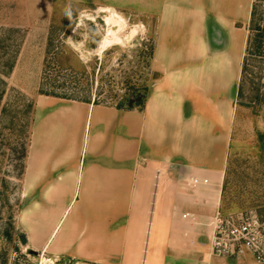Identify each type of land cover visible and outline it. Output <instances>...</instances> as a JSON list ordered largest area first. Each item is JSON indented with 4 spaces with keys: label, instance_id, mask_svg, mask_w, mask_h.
Here are the masks:
<instances>
[{
    "label": "crops",
    "instance_id": "crops-1",
    "mask_svg": "<svg viewBox=\"0 0 264 264\" xmlns=\"http://www.w3.org/2000/svg\"><path fill=\"white\" fill-rule=\"evenodd\" d=\"M253 1L164 0L142 110L40 94L23 172L33 249L84 264H264L211 250L241 81L237 23ZM62 198L68 207L50 205Z\"/></svg>",
    "mask_w": 264,
    "mask_h": 264
},
{
    "label": "rangeland",
    "instance_id": "rangeland-1",
    "mask_svg": "<svg viewBox=\"0 0 264 264\" xmlns=\"http://www.w3.org/2000/svg\"><path fill=\"white\" fill-rule=\"evenodd\" d=\"M163 1L0 0V264H84L69 255L35 250L28 238L22 166L35 109L25 113L26 105L36 103L41 92L135 103L131 86L144 92L158 77L147 52L157 35ZM253 4L256 20H264V0ZM249 26V20L237 23L247 67L241 71L242 90L225 139L224 214L264 208V57L245 59L253 35ZM10 63L13 71L6 74ZM77 197L63 230L83 204ZM50 205L65 208L69 200Z\"/></svg>",
    "mask_w": 264,
    "mask_h": 264
},
{
    "label": "built area",
    "instance_id": "built-area-1",
    "mask_svg": "<svg viewBox=\"0 0 264 264\" xmlns=\"http://www.w3.org/2000/svg\"><path fill=\"white\" fill-rule=\"evenodd\" d=\"M196 186L197 180L192 177ZM208 182L207 179L204 180ZM211 250L219 256H251L264 262V208L224 214L217 209L212 220Z\"/></svg>",
    "mask_w": 264,
    "mask_h": 264
},
{
    "label": "trees",
    "instance_id": "trees-1",
    "mask_svg": "<svg viewBox=\"0 0 264 264\" xmlns=\"http://www.w3.org/2000/svg\"><path fill=\"white\" fill-rule=\"evenodd\" d=\"M255 4H253L252 6V11H251V17H250V26H249V29L250 31L253 32V35L248 39L247 43H246V48H245V51H246V60L248 59L247 57H254V58H257L258 56H262L264 57V20L261 18V20H256L255 18ZM152 46L150 47L149 51L147 52V57L151 60L152 57H153V54H154V49H155V45H154V42L151 44ZM13 63H10L9 64V68H8V72L6 74H9L13 71ZM246 67H247V63L246 61L244 60V63L242 65V73H244V71L246 70ZM130 80H128L127 82H129ZM4 83V82H3ZM131 90L133 91L132 94L133 95H136V101L135 103L129 105L127 103L128 101V98H126V102H124L123 100L119 101L117 104H115L117 107L119 108H129V109H132L134 107H138L140 110H142L144 108V103H145V100H146V96H147V93H148V90H149V86H144V92L142 90H140L139 88L135 87V86H131ZM242 90V87L240 86V92ZM2 92H1V95H0V98H2ZM40 94H46V95H51V96H57V97H66V98H71V97H68V96H62V95H59V94H55L54 92H41ZM34 108L35 109V103H31L29 102V104L26 105V111L25 113H29L30 111V108ZM26 117V115H25ZM24 128H25V125H24ZM25 133H29L28 129L27 130H24ZM23 131V132H24ZM30 135V133H29ZM30 137V136H29ZM29 146V145H28ZM27 150H28V147L26 146L25 150H24V153H23V156H24V159L26 158V155H27ZM24 166H25V163H23V170H22V173L24 172Z\"/></svg>",
    "mask_w": 264,
    "mask_h": 264
},
{
    "label": "water",
    "instance_id": "water-1",
    "mask_svg": "<svg viewBox=\"0 0 264 264\" xmlns=\"http://www.w3.org/2000/svg\"><path fill=\"white\" fill-rule=\"evenodd\" d=\"M104 15H105L104 12H99V14H98V16H104ZM113 28H115V26H114ZM86 48H87V47H86ZM87 50H88V51H91L92 49L87 48ZM21 240H22V242H24V243L26 242L27 239H26L25 234H22V235H21Z\"/></svg>",
    "mask_w": 264,
    "mask_h": 264
},
{
    "label": "bare ground",
    "instance_id": "bare-ground-1",
    "mask_svg": "<svg viewBox=\"0 0 264 264\" xmlns=\"http://www.w3.org/2000/svg\"><path fill=\"white\" fill-rule=\"evenodd\" d=\"M137 29H138V27H137Z\"/></svg>",
    "mask_w": 264,
    "mask_h": 264
}]
</instances>
